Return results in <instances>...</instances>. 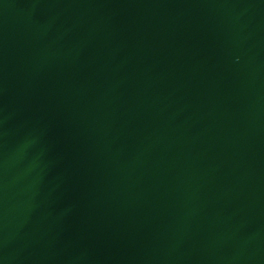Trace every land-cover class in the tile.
Segmentation results:
<instances>
[{
	"label": "water",
	"instance_id": "water-1",
	"mask_svg": "<svg viewBox=\"0 0 264 264\" xmlns=\"http://www.w3.org/2000/svg\"><path fill=\"white\" fill-rule=\"evenodd\" d=\"M0 264H264V0H0Z\"/></svg>",
	"mask_w": 264,
	"mask_h": 264
}]
</instances>
